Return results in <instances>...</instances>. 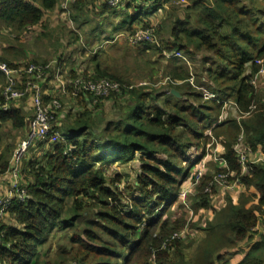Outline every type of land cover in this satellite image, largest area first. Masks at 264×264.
Listing matches in <instances>:
<instances>
[{
  "label": "trees",
  "instance_id": "1",
  "mask_svg": "<svg viewBox=\"0 0 264 264\" xmlns=\"http://www.w3.org/2000/svg\"><path fill=\"white\" fill-rule=\"evenodd\" d=\"M125 1L110 8H118ZM163 1L169 0H152L153 10ZM187 1V19L177 20L170 30L173 40L161 39V25L155 27V34L159 47L169 55L176 50L190 61H199L206 79L196 78L197 86L193 87L189 69L176 65L168 74L171 82L165 91L176 101L168 99L162 104L159 97L164 91L148 92L144 87L126 90L122 86L120 95L111 93L98 99L100 104L111 101L109 108L117 112L116 118L105 121L101 129L95 127L89 109L81 112L75 108L59 117L52 132H59L63 140L34 143L38 152L27 157L20 169V185L27 196L24 201L14 200L0 223V264H227L223 255L229 250L239 251L244 242L249 250L238 264H264V238L254 240L257 226L264 221V161L247 163L246 173H242L234 150L242 137L252 152L264 153V96L251 83L264 67V0ZM56 2L0 0V30L7 25L14 36H20L41 24L45 11ZM80 5V0L74 2L73 9H80ZM150 25L154 23L136 29ZM144 47L159 48L154 44ZM59 57L46 72L49 80ZM50 59L41 63L29 59L22 65H45ZM17 60L4 54L0 57L11 69L17 68ZM85 73L94 79L130 85L101 71L97 64ZM69 74L70 79L81 76L73 70ZM18 78L16 88L26 80L24 75ZM7 82L0 71V109L5 102L1 91ZM199 88L213 93L216 99L204 100ZM172 89L180 96L171 94ZM45 92V104L56 99L52 90ZM27 94L31 97L30 92ZM81 95H85L83 105L92 103V94ZM122 97L128 100L123 103ZM15 102L7 111L0 110V175L8 171L15 147L3 145L5 126L23 131V137L31 119L22 105L15 107ZM227 102L234 108L231 116L219 119ZM212 139L221 144L223 162L214 163V173H206L196 186L194 219L172 222L165 213L175 203L187 170L204 156V148ZM70 147L72 151L65 153ZM133 159L138 162L133 176L115 173L117 176L109 180L102 170L106 163ZM222 174L228 183L237 181L242 192L236 197L226 195L216 211L210 200L217 190L213 187L208 194L205 188ZM121 176L129 181L124 192L117 187ZM205 209L213 210L203 227L206 235L195 257L185 260L184 241L172 236L184 227L198 228L196 215ZM58 231L68 239L52 259H47L41 255V246L49 234Z\"/></svg>",
  "mask_w": 264,
  "mask_h": 264
},
{
  "label": "rangeland",
  "instance_id": "2",
  "mask_svg": "<svg viewBox=\"0 0 264 264\" xmlns=\"http://www.w3.org/2000/svg\"><path fill=\"white\" fill-rule=\"evenodd\" d=\"M86 1V7L81 6V10L72 11L70 5L71 0H68V4L70 5V15L73 14L81 21L80 26H78L77 22L69 20V16L64 15L61 6L62 4L59 5L55 11H45L44 16L41 20L42 26H36L34 28V32H32L31 34L23 31L20 36H14L15 34L12 33L10 27L6 25L5 29L0 30V43H5L4 45L1 44L2 46H4L3 49L5 50L3 52L0 50V54H4L10 60H14L15 58L19 59L17 61H14V63L17 62L16 64H18L17 69H22L24 68V65L22 64H26L27 60L33 58L36 54L39 56L40 54H42V52H46L49 49H55L54 52H49V54H52L49 57L48 55L43 56V59L52 57V60L50 59L48 61V63H51L52 65L57 61L56 57L58 56V43H55V41L58 40L59 31L62 28H65L67 29L66 33H62V35H64L65 43L63 45V49H61L62 57L60 63L57 62V66H63L66 69L77 71L83 77H90V75L87 74L88 72L85 73L86 70H92L96 66V64H99L100 67L105 68L109 73L115 74L120 77L123 82L129 83V86L122 85L126 90L130 88L140 89V87H144L145 89L147 88L146 90L148 92L167 91L169 89L168 83L171 82V78L168 77V74L171 72L173 67H176V65L183 66L184 68L186 67L189 69V71L192 73L189 77V83L193 87L197 86V83L195 82L196 78L200 79L203 76V78L206 79L204 71L202 73L200 70L199 61H190V58L188 59L184 57L182 52L177 53L176 50L173 51L174 54H178L180 57H174V54H172L171 56L164 47H159V43H157L159 47L157 49H146L144 45H132L133 47H128L123 41H120L122 39L118 38L117 40L120 42L116 40V43H114L113 45L103 46L104 42L98 37L107 35V29L112 25L118 23L120 18L115 17L117 16L116 14L112 16L111 13L102 11L98 6V1ZM163 5L164 6L161 7L160 10H156L154 13L148 15V17L150 21H153L156 27L158 25H161V39L171 42L173 40L170 33L172 26L176 23L177 20L184 22L185 19H187L188 13H186L185 8L186 6H188V1L186 0V3H182V0H169L168 2H164ZM143 11H145V9H143ZM146 12H148V9H146ZM75 13H78L79 17ZM119 13H121V10L119 11ZM133 15V12H129L127 15L121 16L122 23L123 21L126 23V25L130 23ZM43 25L45 26L43 27ZM102 29H105V31ZM73 32L78 36V41L76 44H72ZM109 33L113 36L117 34L113 33V31H109ZM42 35L43 40L41 41ZM7 40H9L10 43H8ZM53 43L55 44L51 47ZM9 45L11 48H9ZM262 76L264 75L262 74ZM27 81L28 79L24 80L23 83H21L22 85L20 86V88L22 90H24L26 85L25 83ZM52 82L53 79L49 80V76H47V79L40 83V87L41 91H43L44 87L45 89L55 91V94L59 101V107L58 109H56V114H60L59 117H62V115H66L69 111H72L73 107H76L80 111H86L87 109H89V111L92 112L90 113V115L95 118V127H97L98 129H101L103 127L105 121L116 118V109L109 108L111 101L105 100L100 104L98 100L109 97L111 94L98 96L93 95V99L95 100V102L93 103L92 107L88 108L82 103V99L85 98V95H73L71 92L63 94L60 91L56 90V85L52 84ZM256 89L264 96V78L260 79L257 82ZM21 93L22 94L19 98L20 100H18L17 103L22 105V107L27 104L29 106L27 112L32 115L29 95H24V91H21ZM44 94H46V92H42L40 96L42 97V95ZM168 99H170L171 103L176 101L172 100L170 94L165 92V94L159 97V103L162 104L164 100ZM148 100L149 99L146 98V101ZM46 104L44 103V105ZM227 104H229V102H227ZM233 109V106L229 104L227 108L222 111L221 115L224 114V118H228L231 116V110ZM56 121L57 120L55 119V117H53V125ZM210 132L211 130H207V133L209 135H211ZM25 137L26 133L25 136L22 137V133L20 131L12 130L9 126H5L3 130V141L15 145L14 150L18 146L19 141H21L22 139L24 140ZM47 138H49L51 141L52 137L49 135ZM237 145V149L241 148L239 144ZM204 149V156L197 160V163L194 167H192L190 170H187V177L182 180L181 185L179 186V193L177 195L175 203L165 213V217L169 216L172 222L184 220L186 221V223H189L194 219L192 205L196 200V186L199 184L202 177L206 175V173H214L213 164H218L214 162V159L220 156V153L222 151L221 144L219 143V141H215L214 139H212ZM35 152L36 151L33 148H30L25 153L21 161L20 168H23L24 160L27 157L32 156V153L35 154ZM197 154H199V150ZM255 154L264 157L263 152L257 151L252 155L245 154L246 159L251 160L255 158ZM137 164L138 162L136 159L130 160L128 163H106L102 167V170L105 169V175L109 178V180H112L114 179V176H117L114 175L115 173L119 175H123L125 173L132 174V170L133 168H136ZM131 176H133V174ZM120 178L121 182H119L117 187L120 191L124 192V189L125 187H127L126 185L129 181H127L125 177L121 176ZM213 181L222 180L217 176L215 177V179H213ZM112 184L116 185L117 182H114ZM184 191H186L187 193L189 192L187 196L188 200L187 202H185V204L180 198L181 192ZM241 192L242 187L240 185H235L233 187L229 186L228 188L217 186V192L211 196L210 206L211 208L218 211L225 202L226 195L236 197ZM206 193L210 194L209 191H206ZM212 216V209L199 211L195 218L198 221V228L188 229L184 227V229L186 230V237L184 239V242H182V249L185 260H191L195 257L198 245L206 235L205 230H203L205 221L212 218ZM259 225L261 226L259 227V229L256 228L257 231L254 240L261 238V231L264 229V221ZM192 230L195 231V236L191 234ZM67 239L68 238L65 233H62L61 231L49 234L47 240L44 242L43 246H41V255L45 256L47 259H52L59 248L64 243H66ZM247 246V242H244L240 245L238 249L241 250H239L241 254L245 252L244 250L247 248ZM234 251H237V249L226 252L223 255V259L229 261L231 254L235 253Z\"/></svg>",
  "mask_w": 264,
  "mask_h": 264
},
{
  "label": "built area",
  "instance_id": "3",
  "mask_svg": "<svg viewBox=\"0 0 264 264\" xmlns=\"http://www.w3.org/2000/svg\"><path fill=\"white\" fill-rule=\"evenodd\" d=\"M124 0H107V4L111 7H115L119 5ZM155 25H150L147 28H137L132 33L126 35L125 39L131 45H145V44H154L157 45V37L155 34ZM174 56H179L175 54ZM256 63H260V61H256ZM52 67L51 63L48 64H28L24 66V68H9L5 63L0 61V71L6 76L8 82L2 88L1 94L4 98V103L1 106L0 110L7 111L12 104L13 101H17L22 94L21 91H24V95L30 92V104L32 108V119L28 123V129L26 133V137L24 140L22 139L19 141L18 146L13 151L12 157L10 159V166L6 174L10 176L11 183L9 188L6 190L5 194L0 196V223L5 221L6 211L12 205L14 200L17 201H24L27 194L26 190L21 187L20 185V164L25 155V153L30 149L33 148V144L36 142L41 143L42 141L45 142L47 137L50 135L51 141L54 140H63L62 136L59 135L57 132H52L53 128V117L56 114V109L59 107L58 98L53 99L50 103L44 105L42 101V97L40 94L43 92L41 91L40 83L47 79L46 72L47 70ZM264 75V67L255 74L251 80V83L255 86L257 85L258 79L260 75ZM24 75L25 79L28 81L25 83V88L22 90L21 88H16L15 84L19 83V78L17 76ZM53 82L56 83V90L60 91L63 94L72 93L73 95L77 94H85L89 93L94 96L98 95H108L111 93H115L117 95L121 94L122 85L116 81L109 80L107 78H100L94 79L93 77H83L78 76L73 79H64V74L62 73L60 67L56 68L53 76ZM16 82V83H15ZM131 89V88H130ZM202 92V97L206 100H215V95L209 91H206L202 88H199ZM95 100H92V103L87 104L90 108L93 106ZM224 118V114L219 117V119ZM51 133V134H50ZM237 144L240 145L241 148L237 149ZM34 149V148H33ZM38 152V148L34 149ZM234 150L238 156V162L241 166L242 173H246L247 163H258L259 161H264V157L258 156L255 154V158L249 160L246 159L245 154L252 155L254 152L246 146L243 141L242 137L237 140V143L234 146ZM72 148H68L65 153H70ZM256 153V152H255ZM216 160V161H215ZM216 163H222L223 160L220 156L214 159ZM222 181H213L210 183L206 188L205 192L209 191L212 192L213 187H233L237 184V181L232 183H228L226 181L225 175L218 176ZM239 186V185H238ZM189 193V192H188ZM188 193L186 191L181 192L180 198L183 200L184 204L188 200ZM261 236L264 238V230L261 231ZM186 237V230L182 229L181 231L174 233L172 239H180L184 241ZM163 247H166V243L163 244Z\"/></svg>",
  "mask_w": 264,
  "mask_h": 264
},
{
  "label": "crops",
  "instance_id": "4",
  "mask_svg": "<svg viewBox=\"0 0 264 264\" xmlns=\"http://www.w3.org/2000/svg\"><path fill=\"white\" fill-rule=\"evenodd\" d=\"M64 0H57V2H56V4H55V6L52 8V9H50V10H48V11H55L56 9H57V7L59 6V5H61L62 6V11L64 12V15L65 16H69L68 17V19L69 20H72V21H74V22H77L78 23V26H80L81 25V21L78 19V18H76L73 14H71L70 15V12H69V7H70V5H71V9H72V11H75L76 9H73V3L75 2H77L78 0H71V2H70V5L68 4V0H65L64 2H63ZM81 1V3H82V5H80V9H78V10H81V6H83V7H86L87 6V1L86 0H80ZM96 1H98V6L101 8V10L102 11H107V12H109V13H111L112 14V16L114 15V14H116L117 16H115V17H118V18H120V20L118 21V23H116L115 25H112L111 27H109L108 29H107V32H108V34L107 35H103L102 37L100 36V37H98V38H100L103 42H104V45L103 46H109V45H113L114 43H116V40L118 39V38H120V39H122V40H120V41H123L128 47H133L130 43H128L127 41H126V39H125V37H126V35L128 34V33H130V32H132V31H134L135 29H136V27L137 26H139V25H144V24H146V23H148V22H150V23H152L153 21H150L149 20V17H148V15H150V14H152V13H154L156 10H160L161 9V7H163L164 5H163V3H164V1L162 2V4H161V6L160 7H158L156 10H153L154 8H156L155 7V5L153 4V2H152V0H126L120 7H118V8H110L111 6H109V5H107V1L106 0H96ZM63 2V3H62ZM72 3V4H71ZM128 3V4H127ZM182 3H186V0H182ZM127 4V5H126ZM143 9H145V11H143ZM146 9H148V12H146ZM121 10V13H119V11ZM129 12H133L134 13V15H133V17H132V20L130 21V23H128L127 25H126V23L123 21V23H122V20H121V16H124V15H127ZM75 14H77V16H78V13H75ZM44 16V15H43ZM79 17V16H78ZM43 18V17H42ZM139 19V20H138ZM42 20V19H41ZM141 20V21H140ZM138 21H140V22H138ZM155 25V24H154ZM36 26H42V23L41 24H37V25H35V26H33L31 29H30V31H26L28 34H31L32 32H34V28L36 27ZM45 25H43V27H44ZM66 30L67 29H65V28H62L60 31H59V33H58V40H56L55 41V43H58V56H60L59 57V60H58V62L60 63V60H61V55H62V51H61V49H63V45H64V43H65V40H64V35H62V33L63 34H65L66 33ZM102 30H104L105 31V29H102ZM109 31H113V33H117L115 36H113L112 34H110L109 33ZM25 32V31H24ZM118 32H120V33H118ZM39 35H41V34H39ZM73 40H72V44H76L77 43V41H78V36L77 35H75V33L73 32ZM43 40V35L41 36V41ZM40 41V42H41ZM101 41V42H102ZM118 41V40H117ZM120 41H118V42H120ZM55 43H53L52 45H51V47L52 46H54V44ZM4 45L5 43H0V50L2 51V49H3V47L4 46H2V45ZM60 49V50H59ZM55 50V49H54ZM54 50L53 49H49L48 51H46V52H42V54H40L39 56L36 54L33 58H31V59H34L37 63H41V62H43V61H45V60H47V58H44L43 59V56H45V55H48V57L50 56V55H52V54H49V52H54ZM3 52V51H2ZM2 56V53L0 54V57ZM57 56V57H58ZM172 56V55H171ZM174 57H177V56H174ZM180 57V56H179ZM51 58V57H50ZM50 58H48V59H50ZM181 58H183V57H181ZM29 59V58H28ZM98 66H99V69L101 70V71H105V72H107V73H109L105 68H102V67H100V65L99 64H97ZM58 67H60V69H61V71H62V73L64 74V79H67V78H70V72H71V70H69V69H66L65 67H63V66H57L56 65V67H55V69L56 68H58ZM55 71V70H54ZM110 75H113V76H115L116 78H118V79H120L121 81H123L120 77H118L117 75H115V74H112V73H109ZM262 78H264V76H262V75H260V77H259V79H262ZM52 79V78H51ZM52 84H54V85H56V83L55 82H52ZM43 90H46V91H48V90H50V89H45V87L43 88ZM201 91V90H200ZM54 92V94H55V91H53ZM56 95V94H55ZM29 99H30V97H29ZM122 100H123V103H125V101L126 100H128V98L127 97H122ZM48 103H50V102H48ZM19 104L17 103V101L15 102V107H17ZM31 105V104H30ZM103 105V104H102ZM85 106L86 107H89L88 105H86L85 104ZM76 107H73V109H75ZM29 109V106L26 104V105H24V107H23V110L25 111V112H27V110ZM31 111H32V109H31ZM87 111V110H86ZM81 112H83V111H81ZM88 113H92L91 111H89L88 110ZM59 115L60 114H58L56 117H55V119L57 120L58 118H59ZM32 117H33V115H31V119H32ZM30 119V120H31ZM29 120V121H30ZM29 121H28V123H29ZM20 132H22L23 133V131H20ZM58 134H59V132H57ZM60 135V134H59ZM49 141H50V139L49 138H47ZM48 141V142H49ZM51 142V141H50ZM4 144H6V142L4 141L3 142V145ZM11 178H10V176H8V174H5V175H0V196H2L3 194H5V192H6V190L9 188V186H10V183H11ZM261 225H258L257 226V229H259V227H260ZM264 230V229H263ZM191 234H193L194 236H195V231L194 230H192L191 231ZM248 250H249V247L247 246V248L244 250L245 252L244 253H247L248 252ZM229 251H232V250H229ZM241 251V250H240ZM240 251H234L235 253H233V254H231V256H230V258H229V261H228V264H238L242 259H243V257H244V253L243 254H241L240 253ZM226 261V260H225ZM226 261V262H227Z\"/></svg>",
  "mask_w": 264,
  "mask_h": 264
},
{
  "label": "water",
  "instance_id": "5",
  "mask_svg": "<svg viewBox=\"0 0 264 264\" xmlns=\"http://www.w3.org/2000/svg\"><path fill=\"white\" fill-rule=\"evenodd\" d=\"M170 92H171V94H173L175 97H179V96H180V93L177 92V91H175V90H173V89H172Z\"/></svg>",
  "mask_w": 264,
  "mask_h": 264
}]
</instances>
